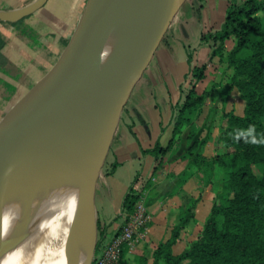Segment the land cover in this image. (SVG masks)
I'll return each instance as SVG.
<instances>
[{
	"label": "crops",
	"instance_id": "crops-1",
	"mask_svg": "<svg viewBox=\"0 0 264 264\" xmlns=\"http://www.w3.org/2000/svg\"><path fill=\"white\" fill-rule=\"evenodd\" d=\"M34 1L0 0V11H21ZM182 1L125 102L95 185L94 206L103 231L101 244L110 241L123 224L121 201L135 175L151 178L152 184L143 191L140 200L147 212L145 228L126 247L125 257L130 264H136L141 255L148 256L150 264V253L169 236L181 213L194 206L193 219L180 230L172 245V253L180 254L196 239L214 196L222 189L220 168L216 169L213 181L204 185L200 174H192L191 159L180 158L193 141L201 142L209 134L196 152L201 150L211 156L222 147L216 141L220 129L216 117L222 105L219 88L232 70L226 69L217 57L210 62L199 87L207 90L200 111L162 162L155 168L154 157L142 152L157 141L161 145L169 141L173 107L182 97L180 86L189 83L185 81L190 66L188 54H192V65L206 59L211 46L201 42V33L221 27L230 0ZM85 2L46 0L22 18L0 19V126L35 92L61 58ZM233 46V39L225 41V50ZM244 104L241 98L233 100L235 115H243ZM190 128L194 130L192 139L187 137ZM116 223L117 227L111 229Z\"/></svg>",
	"mask_w": 264,
	"mask_h": 264
},
{
	"label": "water",
	"instance_id": "water-1",
	"mask_svg": "<svg viewBox=\"0 0 264 264\" xmlns=\"http://www.w3.org/2000/svg\"><path fill=\"white\" fill-rule=\"evenodd\" d=\"M45 1L35 0L21 11H0V19L22 18ZM181 2L86 0L61 58L0 126V242L9 235L6 208L12 217L17 215L15 230L35 178L84 172L90 175L87 212L92 207L94 219L82 264H92L97 178L125 102ZM117 26L124 29V43L101 66L107 40Z\"/></svg>",
	"mask_w": 264,
	"mask_h": 264
},
{
	"label": "trees",
	"instance_id": "trees-1",
	"mask_svg": "<svg viewBox=\"0 0 264 264\" xmlns=\"http://www.w3.org/2000/svg\"><path fill=\"white\" fill-rule=\"evenodd\" d=\"M234 46L225 50V41ZM201 42L211 50L200 64L192 65L188 54L189 72L185 76L188 87L180 86L181 100L173 107L172 134L166 145L158 141L143 153L155 159V168L190 126L207 95L199 88L213 58L232 72L220 86L222 105L216 117L219 132L216 141L222 144L214 154L206 156L199 143L193 141L180 158L191 159L192 174H200L204 185L214 179L221 169L222 189L212 202L209 214L197 237L177 255L172 253L180 230L193 219L194 206L181 213L167 238L161 240L150 253V264H264V0H230L221 27L213 32H202ZM244 100L243 115L234 114L233 100ZM190 128L187 137L192 139ZM114 167V166H113ZM152 184L151 178L136 174L123 195L120 216L123 222L135 211L143 191ZM196 199H193L195 205ZM97 241L94 255L99 252L103 235L96 219ZM117 233V232H116ZM126 246L117 264H130L125 257ZM148 256L141 255L136 264H147Z\"/></svg>",
	"mask_w": 264,
	"mask_h": 264
},
{
	"label": "bare ground",
	"instance_id": "bare-ground-1",
	"mask_svg": "<svg viewBox=\"0 0 264 264\" xmlns=\"http://www.w3.org/2000/svg\"><path fill=\"white\" fill-rule=\"evenodd\" d=\"M124 40V29L115 27L101 66ZM89 179L84 172L35 178L27 210L15 230L17 215L12 217L6 208L9 235L0 242V264H82L93 233L94 213L92 207L87 212L85 201Z\"/></svg>",
	"mask_w": 264,
	"mask_h": 264
},
{
	"label": "built area",
	"instance_id": "built-area-1",
	"mask_svg": "<svg viewBox=\"0 0 264 264\" xmlns=\"http://www.w3.org/2000/svg\"><path fill=\"white\" fill-rule=\"evenodd\" d=\"M146 221V209L139 201L134 213L125 221L121 230L112 236L101 253L98 252L94 255L92 264H117L123 248L129 246L141 230L145 228Z\"/></svg>",
	"mask_w": 264,
	"mask_h": 264
},
{
	"label": "rangeland",
	"instance_id": "rangeland-1",
	"mask_svg": "<svg viewBox=\"0 0 264 264\" xmlns=\"http://www.w3.org/2000/svg\"><path fill=\"white\" fill-rule=\"evenodd\" d=\"M183 2V1H182ZM181 2V3H182ZM180 3V4H181ZM159 45V44H158ZM140 80V79H139ZM188 87V84H186V87H184V88H187ZM220 111V107L218 108V112ZM124 223H125V221L123 222V224L119 227V229H118V231H117V233L121 230V228H122V226L124 225ZM117 227V223L116 224H112L111 225V229L112 228H116ZM98 236V235H97ZM111 240V239H110ZM108 243H109V241L108 242H103V241H101V244H100V248H99V253H101V251L108 245Z\"/></svg>",
	"mask_w": 264,
	"mask_h": 264
}]
</instances>
